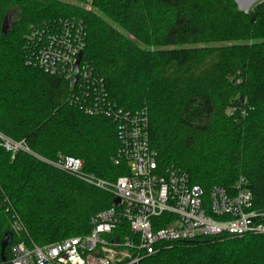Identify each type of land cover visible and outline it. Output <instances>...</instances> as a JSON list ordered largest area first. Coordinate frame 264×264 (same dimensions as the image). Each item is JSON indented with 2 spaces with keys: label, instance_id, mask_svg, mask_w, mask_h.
<instances>
[{
  "label": "trees",
  "instance_id": "16d2710c",
  "mask_svg": "<svg viewBox=\"0 0 264 264\" xmlns=\"http://www.w3.org/2000/svg\"><path fill=\"white\" fill-rule=\"evenodd\" d=\"M66 19L86 24L84 59L110 99L147 110L162 167L183 171L207 197L244 177L264 210V1L245 13L233 0H0V135L115 181L127 174L113 162L116 125L72 106L68 82L26 63L31 31ZM113 201L33 155L13 159L0 138V264L15 217L27 234L14 236L6 264L21 241L45 247L89 235ZM140 264H264V236L175 243Z\"/></svg>",
  "mask_w": 264,
  "mask_h": 264
},
{
  "label": "built area",
  "instance_id": "2783aa9c",
  "mask_svg": "<svg viewBox=\"0 0 264 264\" xmlns=\"http://www.w3.org/2000/svg\"><path fill=\"white\" fill-rule=\"evenodd\" d=\"M86 40L87 26L81 19L45 23L27 37L26 63L68 82L72 106L116 125L119 147L113 162L116 166L124 164L127 174L115 181L102 179L88 174L79 159L63 155L56 160L42 159L25 142L0 138L13 159L21 151L33 155L108 192L120 204L116 206L113 201L111 208L97 214L89 235L45 247L24 241L14 244L10 264H140L175 243L206 237L264 236V210L257 209L246 178H240L230 190L215 187L207 197L186 173L161 166L151 145L147 110L128 112L110 99L105 81L84 59ZM12 229L14 236L22 232L16 217Z\"/></svg>",
  "mask_w": 264,
  "mask_h": 264
},
{
  "label": "water",
  "instance_id": "95a60500",
  "mask_svg": "<svg viewBox=\"0 0 264 264\" xmlns=\"http://www.w3.org/2000/svg\"><path fill=\"white\" fill-rule=\"evenodd\" d=\"M263 1L264 0H233V2L237 6L238 11L245 12V13L249 12L253 7H255L256 5L260 4ZM81 58H82V54L79 56L76 66H75L76 73H78L79 71L78 66L81 61ZM76 82H77V79L74 78L73 85H76ZM114 204L118 206L120 204V200L115 199ZM13 238H14V234L12 232L7 233L4 237V240L1 243V259L4 264L8 262L5 253H6V249L13 243Z\"/></svg>",
  "mask_w": 264,
  "mask_h": 264
},
{
  "label": "rangeland",
  "instance_id": "374dc122",
  "mask_svg": "<svg viewBox=\"0 0 264 264\" xmlns=\"http://www.w3.org/2000/svg\"><path fill=\"white\" fill-rule=\"evenodd\" d=\"M262 3H263V2H261L260 4H262ZM91 4H92V3H91V1H90V4H87V5H86V8L89 9V10L92 9ZM15 19H16V18H15ZM153 49H154V47H151V50H152V51H153ZM225 111H226V113H229V110H228V109H226ZM177 132H178L179 136H181V135H183V134L185 133V131L182 130V129H180V130L178 129ZM79 180H80V179H79ZM84 183H85V182H84ZM89 186H90V185H89ZM90 187L95 188V187H93V186H90ZM95 189H98V188H95ZM98 190H100V189H98ZM101 191H102V190H101ZM4 200L6 201L7 199L4 198ZM10 204H11V203H10ZM11 207H12V204H11ZM18 219L20 220L19 217H18ZM20 222L22 223L21 220H20ZM22 231H23V232H20V235L23 234V233H26V234H27V232H26V228H25V226H24L23 224H22ZM29 243H30V245H36V246H37V244H35V243L32 242V241H30ZM52 244H54V243H52ZM48 245H49V244H48Z\"/></svg>",
  "mask_w": 264,
  "mask_h": 264
}]
</instances>
